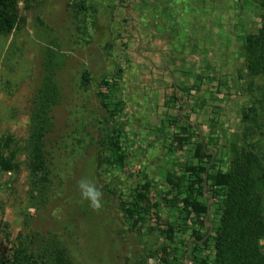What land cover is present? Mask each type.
Masks as SVG:
<instances>
[{"label":"rangeland","instance_id":"1","mask_svg":"<svg viewBox=\"0 0 264 264\" xmlns=\"http://www.w3.org/2000/svg\"><path fill=\"white\" fill-rule=\"evenodd\" d=\"M169 1L18 0L16 27L0 35V134L14 136L17 163L11 171L0 168V264L16 248L23 249V264H54L57 248L70 240L79 264H165L164 245L171 248L172 262L192 264V226L172 243L149 221L136 235L115 208L117 182L123 178L130 186L149 179L159 213L176 220V207L162 199L168 169L181 173L185 164L195 163L200 140L213 154L210 173L229 168L231 145L242 144L239 88L250 78L263 84L246 75L244 38L259 28L264 7L257 0H241L240 6L233 0ZM56 50L66 65L55 75L62 98L52 109L50 183L40 198L33 180L30 193L28 110L44 63ZM117 66L122 73L116 94L125 109L116 120L123 126L127 159L105 183L93 139L106 114L95 90ZM85 69L88 83L80 78ZM181 127L189 142L178 149L173 136ZM84 177L103 192L100 211L81 202L76 183ZM259 191L264 203V187ZM212 209L208 225L216 223ZM260 245L264 252V239ZM209 250L200 253L211 258Z\"/></svg>","mask_w":264,"mask_h":264},{"label":"trees","instance_id":"2","mask_svg":"<svg viewBox=\"0 0 264 264\" xmlns=\"http://www.w3.org/2000/svg\"><path fill=\"white\" fill-rule=\"evenodd\" d=\"M177 1L170 0L168 3L175 5ZM240 1L233 0V3L240 6ZM257 3L264 7V0H257ZM17 4L18 0H0V35L16 27ZM231 10V19H234L236 13L233 7ZM65 65V56L58 50L47 57L43 80L28 110L31 124L30 193L32 195L33 180L40 198L44 197L50 183L48 157L52 145L50 135L55 126L52 109L62 98L55 75ZM244 68L248 77H260L263 84L256 85L250 78L246 85L239 88L242 105L237 136L242 144L231 145L229 168L210 173L213 154L200 140L194 145L195 163L185 164L181 173L168 169L164 175L167 188L162 192V199L168 207H176L178 219L170 220L159 213V203L151 191L149 179L130 186L124 185L123 178L117 182L115 208L121 213L125 225L136 235L143 233L144 224L149 221L172 243L177 233L185 231L187 224L192 226L191 241L195 245V251L191 250L192 264H264V252L260 245V240L264 239V203L259 191L260 187H264V15L257 31L244 38ZM121 73V67L117 66L98 80L95 90L99 105L106 114L105 124L93 139L103 182L122 170L127 159L122 143L123 126L116 120L125 109L123 99L116 94ZM80 78L83 83L90 81L87 69L82 71ZM185 130L181 127V132L173 136L178 149L189 142ZM13 142V135L0 134V168L4 171L17 168L15 151L11 149ZM206 194L209 200H205ZM211 207L215 211L214 225H208L207 221ZM73 242L67 241V245L57 248L54 264H79L73 249L76 243ZM204 249H210L211 258L201 255ZM22 252L23 249L16 248L7 264H23ZM170 254L171 248L162 246L160 259L165 264H176L167 257Z\"/></svg>","mask_w":264,"mask_h":264},{"label":"clouds","instance_id":"3","mask_svg":"<svg viewBox=\"0 0 264 264\" xmlns=\"http://www.w3.org/2000/svg\"><path fill=\"white\" fill-rule=\"evenodd\" d=\"M76 187L81 195V202H88V206L94 211H100L103 207V192L90 179L84 177L77 181Z\"/></svg>","mask_w":264,"mask_h":264}]
</instances>
